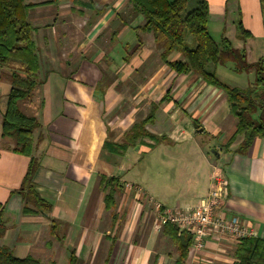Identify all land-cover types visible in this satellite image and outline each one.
Segmentation results:
<instances>
[{
  "label": "crops",
  "instance_id": "1",
  "mask_svg": "<svg viewBox=\"0 0 264 264\" xmlns=\"http://www.w3.org/2000/svg\"><path fill=\"white\" fill-rule=\"evenodd\" d=\"M197 1L189 0L188 8ZM205 1L213 38L224 37L244 49L251 63L264 59L259 0ZM57 5L29 11L44 64L30 100L18 102L39 123L33 131L32 155L39 164L33 182L51 205L46 212L22 213L21 196L13 192L29 157L13 152L12 140L1 137L11 83L8 69L0 67L6 74L0 102V205L6 229L0 244L18 258L29 255L42 263L68 264L74 251L81 264H175L177 246L168 228L159 225L154 204L195 206L206 195L215 169L222 171L227 185L225 214L239 216L256 237H264V139L256 137L245 153L236 152L242 136L229 143L237 119L223 91L195 73L171 71L152 34L135 28L144 19L127 0H102L87 21H67L59 6L51 7ZM238 19L248 37L238 36ZM110 22L118 25L108 31ZM169 58L183 59L177 52ZM209 70L219 80L244 78L241 86L221 80L232 87L245 88L255 77L252 70L235 73L228 64ZM153 104V118L145 128L160 138L158 146L111 147L123 142V134L149 115ZM142 141L155 145L148 138ZM101 176L118 182L109 207L104 200L109 186L99 185ZM233 252L227 242L208 239L200 254L190 245L183 264H233Z\"/></svg>",
  "mask_w": 264,
  "mask_h": 264
},
{
  "label": "trees",
  "instance_id": "2",
  "mask_svg": "<svg viewBox=\"0 0 264 264\" xmlns=\"http://www.w3.org/2000/svg\"><path fill=\"white\" fill-rule=\"evenodd\" d=\"M59 0L28 2L26 0H0V67L9 71L11 87L7 94L6 108L1 119V137L12 140L11 150L29 157V164L20 187L13 192L22 199V213L34 214L46 212L50 204L42 199L35 190L33 176L38 168L36 157L32 155L33 131L39 127L35 116L26 115L19 107V101L30 100L38 84L40 58L37 45L33 39V25L29 11L37 6L56 3ZM135 13L141 14L144 23L135 27L152 34L155 44L161 47L160 57L167 67L176 74H197L205 83L216 86L223 91L231 113L236 117V129L229 143L241 135L242 140L236 152L245 153L254 138L264 139V59L249 62L244 49L233 47L231 42L222 37L216 41L207 28L208 4L198 0L196 5L188 8L189 0H127ZM262 23L264 26V0H259ZM238 36L248 37L240 20L236 22ZM190 36V37H188ZM177 52L182 60H171L169 55ZM230 65L235 73H254V80L245 88L232 87L220 81L210 66ZM155 105L150 114L135 122L123 134V142L111 144L116 150L124 151L129 146L143 144L148 138L157 144L160 138L148 132L145 126L152 120ZM105 148L108 143L105 141ZM112 150V149H111ZM99 185L107 188L104 200L109 207L113 203V193L117 180L101 176ZM264 196V189H263ZM33 206V209L29 207ZM3 207L0 205V239L6 226L3 219ZM177 246L179 252L175 264H183L191 245L192 237L188 233H178L169 223L164 225ZM54 225L50 227L52 232ZM236 261L233 264H264V237L251 236L241 240L234 249ZM0 264H54L42 263L32 256L16 257L10 248L0 244ZM68 264H81L70 252Z\"/></svg>",
  "mask_w": 264,
  "mask_h": 264
},
{
  "label": "built area",
  "instance_id": "3",
  "mask_svg": "<svg viewBox=\"0 0 264 264\" xmlns=\"http://www.w3.org/2000/svg\"><path fill=\"white\" fill-rule=\"evenodd\" d=\"M226 186L222 171L215 169L206 195L195 206L188 209H167L155 203L159 225L169 223L179 234H190L191 247L197 254L204 251L208 239L225 241L235 249L242 239L255 236V233L239 216L225 214L223 200ZM125 187L129 189L131 184L126 183Z\"/></svg>",
  "mask_w": 264,
  "mask_h": 264
},
{
  "label": "rangeland",
  "instance_id": "4",
  "mask_svg": "<svg viewBox=\"0 0 264 264\" xmlns=\"http://www.w3.org/2000/svg\"><path fill=\"white\" fill-rule=\"evenodd\" d=\"M26 1L34 2V3L36 2L37 3V2L47 1V0H26ZM49 1H51V0H49ZM101 1L102 0H59L58 1V3L60 2L59 5H57V3H54L57 6H51V7L56 8V7L59 6L58 8H60V10H58V11H59V13H61L60 16L61 17H65L67 21H70L72 19L74 21L75 20L87 21L90 18V16H94L97 13L95 11L97 10V8H99L98 5L101 3ZM83 2L92 3V4H95L96 6L94 5V7L89 8L87 6H84ZM45 9H48V8H45ZM60 16L57 18V20H63ZM117 25L118 24H116V23H111L107 30L108 31L109 30H113V29L116 28ZM107 32H104L105 39H108ZM188 37H190V36H188ZM72 39H74V38H72ZM214 39L216 41H218L219 37L215 36ZM40 63H41V65L44 64V60L41 59V58H40ZM42 76H43V73H42ZM5 77H6V74L1 71L0 72V102L2 100H4V98H5L4 97V92L6 90V85L4 84L5 83ZM233 77H236V76H233ZM221 80H223V82H226L227 84H230V85H233V86H235L236 84L241 86L243 84L242 82H243L244 78H240V79L231 78V79H228L225 76H221ZM158 144H159V142L157 144L153 145L152 148H155L156 145L158 146ZM144 161L145 160H141V162H140L141 166H138L136 168V171H138V172L142 171V169H143L142 165L144 164ZM151 166H152V164H150L149 168ZM17 255H23V253L17 254Z\"/></svg>",
  "mask_w": 264,
  "mask_h": 264
},
{
  "label": "water",
  "instance_id": "5",
  "mask_svg": "<svg viewBox=\"0 0 264 264\" xmlns=\"http://www.w3.org/2000/svg\"><path fill=\"white\" fill-rule=\"evenodd\" d=\"M195 126H197V127H198V125H195Z\"/></svg>",
  "mask_w": 264,
  "mask_h": 264
}]
</instances>
